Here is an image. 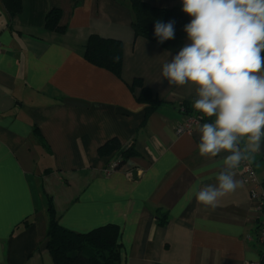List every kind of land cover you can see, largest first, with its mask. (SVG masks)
I'll list each match as a JSON object with an SVG mask.
<instances>
[{"label": "crops", "instance_id": "1", "mask_svg": "<svg viewBox=\"0 0 264 264\" xmlns=\"http://www.w3.org/2000/svg\"><path fill=\"white\" fill-rule=\"evenodd\" d=\"M55 8L63 32L45 27ZM133 19L131 0H22L13 16L0 0V264H54L50 198L74 231L118 225L121 264L260 258L259 213L239 168L242 185L214 208L196 200L195 191L217 183L226 153L200 156L199 126L177 133L195 89L169 85L162 66L176 53L135 36ZM92 34L122 42L121 76L85 57ZM136 78L162 100L157 109L147 113ZM113 138L134 153L107 176L115 152L99 149ZM251 161L264 180V142Z\"/></svg>", "mask_w": 264, "mask_h": 264}, {"label": "clouds", "instance_id": "2", "mask_svg": "<svg viewBox=\"0 0 264 264\" xmlns=\"http://www.w3.org/2000/svg\"><path fill=\"white\" fill-rule=\"evenodd\" d=\"M191 17L187 43L162 66L170 86L191 85L192 107L210 122L199 128L198 153H226L216 184L195 191L196 200L214 208L242 182L234 170L254 159L264 142V0H182ZM158 43L175 38V21H157Z\"/></svg>", "mask_w": 264, "mask_h": 264}, {"label": "trees", "instance_id": "3", "mask_svg": "<svg viewBox=\"0 0 264 264\" xmlns=\"http://www.w3.org/2000/svg\"><path fill=\"white\" fill-rule=\"evenodd\" d=\"M134 13L133 28L135 36L147 38L162 47L177 53L185 44L186 33L184 26L190 17L182 11V5L171 8L153 6L144 0H131ZM11 16L22 9V0H3ZM62 12L52 9L46 16L45 27L50 30L63 32L66 26L60 24ZM175 21V38L164 43H158L154 35L157 21ZM85 57L97 66L113 71L121 76L123 66V44L114 38H105L97 34L89 37L86 45ZM134 84L141 86L137 98L147 103V113L157 109L161 104L152 90L136 78ZM184 110V111H183ZM181 111L185 115L199 116L201 123L210 122L207 118L194 111L192 102L181 104ZM101 155H112L118 161V169L129 156L134 153L132 147H122L115 138L108 140L99 149ZM49 224L47 230V245L53 257L54 264H121L120 228L116 224H107L88 232H77L63 226L58 219L51 198L48 202Z\"/></svg>", "mask_w": 264, "mask_h": 264}, {"label": "built area", "instance_id": "4", "mask_svg": "<svg viewBox=\"0 0 264 264\" xmlns=\"http://www.w3.org/2000/svg\"><path fill=\"white\" fill-rule=\"evenodd\" d=\"M1 48L2 44L0 42V49ZM201 124L199 116L186 115L185 120L178 125L177 133H192L195 127ZM118 164L116 159L110 161L107 168L104 170L105 175L108 176L116 171L118 169ZM238 168L242 176V181L248 188L251 199L256 202L257 211L259 213L255 240L260 247L261 256L258 260L247 261L246 264H264V180L259 178L255 164L252 161H244ZM131 176L134 175L131 173Z\"/></svg>", "mask_w": 264, "mask_h": 264}]
</instances>
